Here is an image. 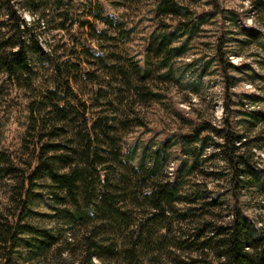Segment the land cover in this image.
Here are the masks:
<instances>
[{
	"label": "trees",
	"instance_id": "16d2710c",
	"mask_svg": "<svg viewBox=\"0 0 264 264\" xmlns=\"http://www.w3.org/2000/svg\"><path fill=\"white\" fill-rule=\"evenodd\" d=\"M250 4L256 14H264V0ZM90 5L89 18L79 20L81 31L71 34L65 53L52 44L44 49L35 30L41 32L52 21L56 29L72 26L76 21L70 7L63 8L61 0H0V71L11 85L35 92L28 103L21 152H0V175L9 180L0 210L2 264H12L18 249L29 258L50 253L54 264H66L67 259V264H214L209 256L221 264H264V233L243 212L238 193L251 182L264 188V168L254 158L255 137L236 130L229 116L219 124L202 119L177 139L170 135L155 140L152 150L145 145L138 164L128 167L124 177L118 173L132 157L121 153L118 133L142 125L136 104L155 101L160 92L151 82L149 54L143 66L125 54L133 27L105 14L99 3ZM20 8L32 15V21ZM180 10L170 0H159L156 15ZM205 19L202 12L194 24L177 20L170 27L159 18L147 51L167 67L186 44L174 42L196 31ZM160 25L163 28L156 31ZM251 36L257 41L258 31L252 30ZM261 46L264 50V43ZM217 51L223 74L237 68ZM39 65H46L50 73L42 89L37 82ZM226 76L231 81L232 76ZM81 83L91 84L88 100L81 97ZM224 106L227 109L229 102ZM240 112L247 127L264 125L263 111ZM177 141L182 161L162 180L167 148ZM214 157L221 158L224 178L230 181L233 206L226 221L218 220L222 195L213 194L214 186L207 182L191 178L202 172L203 160ZM44 193L52 203L50 216L69 228V236L60 226L51 231L26 220L40 214L33 205ZM133 210L141 214L135 218ZM173 217L180 235L171 239ZM79 226L84 231L78 236ZM160 226L164 233H158ZM168 240L171 249L164 244Z\"/></svg>",
	"mask_w": 264,
	"mask_h": 264
},
{
	"label": "rangeland",
	"instance_id": "374dc122",
	"mask_svg": "<svg viewBox=\"0 0 264 264\" xmlns=\"http://www.w3.org/2000/svg\"><path fill=\"white\" fill-rule=\"evenodd\" d=\"M61 1L63 8L70 7L76 22L66 29L53 28L57 23L53 21L45 29H41V32L36 28L39 45L44 49H48L52 44L61 46L60 51L67 53L71 44V34L81 31L77 28L79 20L89 18L90 4L97 2L105 14L124 21L126 28L133 27L124 44L127 52L125 54L142 66L149 54L150 66L153 69L151 82L160 92V97L152 102L136 104L143 124L118 133L121 153L127 156L132 153V157L126 158L125 166L118 171L123 173L121 177L127 175L128 167L138 164L145 145L152 150L156 145L155 140L161 141L170 135L177 139L180 133L188 131L190 126L202 119L219 124L224 115L230 117L236 130L245 132L251 138L255 137L252 141L254 158L258 165L264 168V125L247 127L240 112L250 110L264 112V50L261 46L264 43V14H256L250 0H170L180 7V12L171 15L158 13V16L156 7L159 0ZM20 12L27 21H32V15L27 10L20 8ZM202 12L206 15V19L199 24V28L190 35L187 32L174 42V45H177L186 40L181 53L173 55L167 67L160 66L159 57L148 52L146 48L149 35L154 31L159 18L170 23V27H173L177 20L187 21L188 25H191L196 22L197 16ZM162 28L163 26L160 25L156 31H161ZM252 30L258 31L257 41L251 36ZM103 44L106 46L109 43L103 42ZM218 49L221 50L223 59L236 65L237 68L228 69L227 73L223 74L218 65ZM125 62L128 64L127 60ZM204 65H206L205 68H203ZM39 66L37 82L38 87L42 89L47 84L46 80L50 73L46 65ZM97 73L101 74L100 77L103 76L100 69ZM166 73L169 76H164ZM157 74L162 76H156ZM226 75L232 76L231 81H228ZM80 85L84 92L81 93V97L85 100L90 99L91 84L81 83ZM34 94L35 92L28 88L11 85L5 74L0 71V152L3 151L12 156H18L21 152L28 122V103ZM102 101L106 102V100ZM226 101L229 102L227 109L224 106ZM257 137L260 139L258 140ZM210 150L211 146L207 148L205 154L207 155ZM166 155L163 170L159 173V178L162 180L182 161L180 142L170 145ZM145 161L148 163L147 158ZM200 167L202 172H195V175L191 177L192 181H204L214 186L213 194L222 195L221 208L217 209L218 220H228L233 199L230 195V181L224 178L226 170L223 161L221 158L214 157L203 160ZM213 171L222 172V174L214 175ZM8 181L7 177L0 175V210L7 200ZM262 183L264 184V180ZM261 185L248 183L238 193L243 212L253 226L264 233V188ZM37 200L33 207L40 214L29 215L26 220L51 231L60 226L64 229L65 235L69 236V228L50 216L52 203L49 196L44 193ZM140 214L138 210H133V217L137 218ZM175 219L176 217L172 218L173 228L168 234L171 239L180 235ZM162 227L158 228V233H164L165 228ZM75 231L79 236L84 228L79 226ZM123 234L126 235L125 232ZM164 244H168V249L173 247L169 245V240ZM1 252L0 246V255ZM209 258L214 264H221L214 257L209 256ZM54 261L50 253L47 257L29 258L25 255L24 249H18L12 264H54ZM68 262L69 259L66 260V264ZM0 264H2L1 260Z\"/></svg>",
	"mask_w": 264,
	"mask_h": 264
}]
</instances>
